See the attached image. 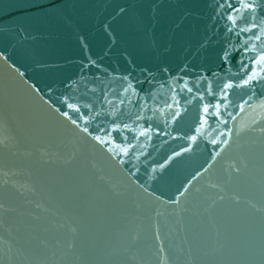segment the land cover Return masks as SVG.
<instances>
[{"label": "water", "instance_id": "obj_1", "mask_svg": "<svg viewBox=\"0 0 264 264\" xmlns=\"http://www.w3.org/2000/svg\"><path fill=\"white\" fill-rule=\"evenodd\" d=\"M251 2L0 0V264H264Z\"/></svg>", "mask_w": 264, "mask_h": 264}, {"label": "snow or ice", "instance_id": "obj_2", "mask_svg": "<svg viewBox=\"0 0 264 264\" xmlns=\"http://www.w3.org/2000/svg\"><path fill=\"white\" fill-rule=\"evenodd\" d=\"M53 2H55V0H53ZM38 7H44V5H38ZM242 7L245 8V9H249V10H251V11L253 12V14H254V13H255V9H256V3H255V0H252L251 3H243V4H242ZM230 19H231V17H230ZM232 27H233V28L236 27V24H235L234 21H233V25H232ZM252 27H257V25L253 24ZM229 30L231 31L232 29H229ZM251 30H252L251 28H247V29H245V28H241V29H240V31H251ZM261 33L264 34V28L261 29ZM256 39H257V40L261 39V36H260V35H257V36H256ZM230 56H231V53H230L228 50H225L224 53H223V57H222V59H224L225 61H229ZM256 63H257L258 65H261L260 70H261V71H264V54L260 55V57H259V59L256 61ZM255 77H256V72L254 71V72L252 73V75H250V76L248 77V80H246L244 83L247 84L249 81H251V80L254 79ZM262 78H264V77H262ZM229 86H230V85H229ZM69 107L71 108L72 106L69 105ZM205 112H206V114H207V112H208L207 107L205 108ZM65 115H68V114L65 113ZM141 134H143V133H141ZM97 139H99V138H97ZM193 139H195V137H194ZM124 151L126 152L127 150L125 149Z\"/></svg>", "mask_w": 264, "mask_h": 264}]
</instances>
